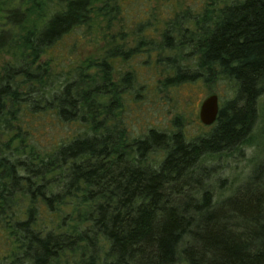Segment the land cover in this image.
Wrapping results in <instances>:
<instances>
[{
	"label": "trees",
	"instance_id": "trees-1",
	"mask_svg": "<svg viewBox=\"0 0 264 264\" xmlns=\"http://www.w3.org/2000/svg\"><path fill=\"white\" fill-rule=\"evenodd\" d=\"M125 1L0 0V264H264V160L232 186L211 163L257 145L264 0L181 11L158 49L143 39L152 26L139 29L145 52H160L154 92L230 83L212 131L194 139L177 118L174 131H129L120 98L137 74L119 88L113 71L136 49L54 72L95 15L112 20Z\"/></svg>",
	"mask_w": 264,
	"mask_h": 264
},
{
	"label": "rangeland",
	"instance_id": "rangeland-1",
	"mask_svg": "<svg viewBox=\"0 0 264 264\" xmlns=\"http://www.w3.org/2000/svg\"><path fill=\"white\" fill-rule=\"evenodd\" d=\"M210 2L211 0H126L120 16L115 15L112 20L111 16L95 15L92 33H88V36L84 35L79 41L72 59L74 62L67 64L68 66H60L54 62L52 68L54 72H58L59 70L64 71L63 67L66 66L67 71L78 65L86 66L98 62L107 52L117 47L123 52L136 49L135 57L115 60L113 71V80L119 88L127 87L124 84L126 83L124 77L128 72L137 74L135 89L128 86L123 90L126 92L120 98L124 107V116L127 121H130L129 131L133 135L146 133L150 127L174 131L173 121L177 118L180 128L188 139L209 134L214 125L205 126L201 123L199 119L200 105L206 97L216 94L219 97L220 107H222L223 103L234 95L230 83L219 77L214 78L210 83L200 80L183 84L174 89L169 88L167 94L159 91L154 92L157 78L165 79L163 75H159L162 73L160 72L162 66L158 69L155 68V62L160 52L150 51L148 54L138 43L142 39L139 29L145 30L146 26L150 25L152 30L150 29L147 33L150 36L143 39L158 49L163 41L162 35L166 21L173 19L177 13L186 9L192 11L194 15H200ZM3 21L0 16V27H3ZM167 54L169 53H161L164 57ZM48 57L46 56L44 60ZM89 69L92 74H95L97 68L90 67ZM259 109L261 112L259 110V119L255 123L253 132L257 145L244 147L242 159L236 156L238 158L224 159L223 162L217 160L211 162L212 164L220 163L221 170L217 178L222 181L229 178L227 183L231 186L238 185L256 163L264 160V134L260 132L264 127V97L259 103ZM227 191V188L223 191L220 188L219 190L215 189V195L218 197L220 193L223 194Z\"/></svg>",
	"mask_w": 264,
	"mask_h": 264
},
{
	"label": "water",
	"instance_id": "water-1",
	"mask_svg": "<svg viewBox=\"0 0 264 264\" xmlns=\"http://www.w3.org/2000/svg\"><path fill=\"white\" fill-rule=\"evenodd\" d=\"M220 113L219 97L216 94L209 95L201 103L199 109V119L205 126H213Z\"/></svg>",
	"mask_w": 264,
	"mask_h": 264
}]
</instances>
